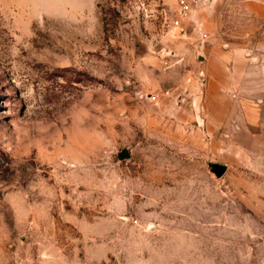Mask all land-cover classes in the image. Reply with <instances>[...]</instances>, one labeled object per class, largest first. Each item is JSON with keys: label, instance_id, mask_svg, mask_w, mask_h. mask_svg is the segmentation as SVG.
<instances>
[{"label": "rangeland", "instance_id": "374dc122", "mask_svg": "<svg viewBox=\"0 0 264 264\" xmlns=\"http://www.w3.org/2000/svg\"><path fill=\"white\" fill-rule=\"evenodd\" d=\"M188 1L0 0V264H264V0Z\"/></svg>", "mask_w": 264, "mask_h": 264}, {"label": "built area", "instance_id": "2783aa9c", "mask_svg": "<svg viewBox=\"0 0 264 264\" xmlns=\"http://www.w3.org/2000/svg\"><path fill=\"white\" fill-rule=\"evenodd\" d=\"M176 6H177V11L178 15L182 16L185 15L191 8V4L188 0H175ZM170 24L173 27H177L179 25V19L178 17L174 18L173 20L170 21ZM202 37L205 36V33L201 34ZM166 60H162L161 63L165 66L166 65ZM151 98H154V95L151 96Z\"/></svg>", "mask_w": 264, "mask_h": 264}, {"label": "water", "instance_id": "95a60500", "mask_svg": "<svg viewBox=\"0 0 264 264\" xmlns=\"http://www.w3.org/2000/svg\"><path fill=\"white\" fill-rule=\"evenodd\" d=\"M128 152L127 150L125 149H121L119 152H118V158L122 159V158H126L128 157ZM209 169L210 171L214 174L215 177H218L220 176L223 171L225 170V166L224 165H221V164H216V163H210L209 164Z\"/></svg>", "mask_w": 264, "mask_h": 264}, {"label": "crops", "instance_id": "0c3cea01", "mask_svg": "<svg viewBox=\"0 0 264 264\" xmlns=\"http://www.w3.org/2000/svg\"><path fill=\"white\" fill-rule=\"evenodd\" d=\"M206 52L208 54L207 56L204 57L205 58L204 66L206 69L210 68L211 62L214 59L222 58V56L220 55L221 53L215 48H210Z\"/></svg>", "mask_w": 264, "mask_h": 264}]
</instances>
